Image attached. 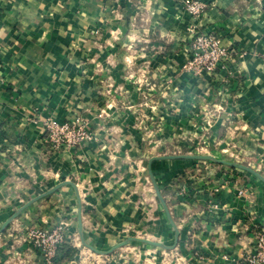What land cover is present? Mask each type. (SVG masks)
<instances>
[{
  "label": "crops",
  "instance_id": "crops-1",
  "mask_svg": "<svg viewBox=\"0 0 264 264\" xmlns=\"http://www.w3.org/2000/svg\"><path fill=\"white\" fill-rule=\"evenodd\" d=\"M205 1L199 28L231 60L193 75L181 69L193 24L182 0H0V229L15 215L0 264H45L22 229L60 221L54 264H176L162 251L239 264L252 249L264 230V0ZM77 114L92 139L51 148L44 117ZM129 237L162 245L115 249Z\"/></svg>",
  "mask_w": 264,
  "mask_h": 264
},
{
  "label": "built area",
  "instance_id": "built-area-1",
  "mask_svg": "<svg viewBox=\"0 0 264 264\" xmlns=\"http://www.w3.org/2000/svg\"><path fill=\"white\" fill-rule=\"evenodd\" d=\"M207 5L208 2L205 0H182L181 3L184 11L193 19V24L188 28L190 39L185 46L186 58L181 69L193 75L212 73L219 65L224 66L231 60V49L222 44V37L214 31H202L199 28L198 23ZM260 58L264 63V51L260 54ZM223 86L225 87L226 84ZM219 110L221 106H216V112ZM204 118L208 121L209 114ZM43 126L45 141L56 150L77 147L92 139L88 118L81 114L60 122L51 117H44ZM222 185L217 181L214 189L218 190ZM246 192L245 187L238 189V194ZM218 207L219 203L209 198L208 209L216 210ZM66 226L64 221L50 228L28 224L22 229V237L39 250L45 264H54L59 257L60 249L66 243ZM255 226L252 249L243 253L238 261L239 264H264V230L261 226Z\"/></svg>",
  "mask_w": 264,
  "mask_h": 264
},
{
  "label": "water",
  "instance_id": "water-1",
  "mask_svg": "<svg viewBox=\"0 0 264 264\" xmlns=\"http://www.w3.org/2000/svg\"><path fill=\"white\" fill-rule=\"evenodd\" d=\"M168 156H170V155H168ZM176 156H182V157H195V158H210V159H214L212 156H203V155H176ZM164 157H167V156H154V157H152V159H161V158H164ZM152 159H150V161H151ZM221 162L226 163V164H229V165L237 166V167H240V168H243V169H246V170H248V171H251V172L255 173L258 177H261V175H260L258 172H255L252 168H250V167H248V166H246V165L239 164V163H233V162H229V161H221ZM153 185H154V187H155V191H156L158 197L160 198V201H161V203H162V205H163V207H164V210H165L167 216L169 217V219H171L169 209H168V207H167L165 201H164L163 198L161 197L160 192H159V188L157 187V185H156V183L154 182V180H153ZM13 217H15V215H13ZM13 217H12V218H13ZM12 218L8 219L7 221H5V222L3 223V225H2V227H1V229H0V232L5 228V226L10 222V220H11ZM131 239H137V240H140V241L149 242V243H152V244H154V245H158V246H161V245H162V244H160V243H158V242L149 241V240H147V239H141V238L138 239V238H136V237H129L127 240H125V241H123V242L117 244L115 247L121 246V245L125 244L128 240H131Z\"/></svg>",
  "mask_w": 264,
  "mask_h": 264
},
{
  "label": "rangeland",
  "instance_id": "rangeland-1",
  "mask_svg": "<svg viewBox=\"0 0 264 264\" xmlns=\"http://www.w3.org/2000/svg\"><path fill=\"white\" fill-rule=\"evenodd\" d=\"M174 150H172V149H170L168 152L169 153H171V152H173ZM187 152H188V150H187ZM190 152L191 153H193V151L192 150H190ZM197 153V152H196ZM224 153H226V155L228 156V157H234L236 154H237V151H235L233 148H226V149H224ZM154 188V187H153ZM135 234H129V235H131V236H140V237H145L146 236V234H137L136 232H134ZM140 243H142L141 241H139V240H136V239H132V240H128L125 244H123V245H121V246H118V247H115V249H118L120 252H122L121 250H120V248H125V247H134V248H126V250H124L123 252H125V253H127V254H130V251H132L131 253H133V252H135L136 254H139V252H137L138 251V249H142L141 247H149V246H146L147 244L145 243L143 246L142 245H140ZM129 249H131V250H129ZM145 249V248H144ZM140 251H142V250H140ZM158 251H160V250H158ZM162 253L164 254L163 256L169 261H171V260H174L175 261V263L176 264H180V263H178V261H179V259H180V257H179V255L178 254H172L171 252H163L162 251Z\"/></svg>",
  "mask_w": 264,
  "mask_h": 264
},
{
  "label": "trees",
  "instance_id": "trees-1",
  "mask_svg": "<svg viewBox=\"0 0 264 264\" xmlns=\"http://www.w3.org/2000/svg\"><path fill=\"white\" fill-rule=\"evenodd\" d=\"M72 250L71 248H68L67 251ZM74 250V249H73Z\"/></svg>",
  "mask_w": 264,
  "mask_h": 264
}]
</instances>
